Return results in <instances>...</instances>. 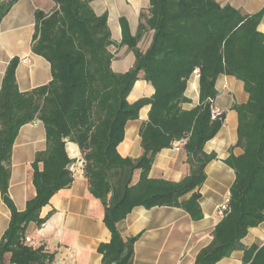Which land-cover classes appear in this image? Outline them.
<instances>
[{"label": "trees", "instance_id": "1", "mask_svg": "<svg viewBox=\"0 0 264 264\" xmlns=\"http://www.w3.org/2000/svg\"><path fill=\"white\" fill-rule=\"evenodd\" d=\"M19 0L0 2V26ZM58 9L36 12L34 54L46 59L52 81L30 92L18 88L13 59L0 90V192L11 212L9 227L0 240V261L10 255L11 264H53L55 256L25 241L31 223L42 225L41 211L56 193L73 183L66 141L79 146L90 193L105 207L104 223L111 240L98 246L102 264H134L139 236L125 239L118 225L137 207L151 210L172 207L184 210L193 221L204 213L199 189L207 165L216 160L205 145L220 132L224 116L212 120L211 108L218 96L220 75L244 83L246 105L235 106L241 156L226 164L236 172L230 190V210L213 231L211 244L195 264H217L235 251H244V264H264V246L246 249L242 241L251 228L264 221V34L259 26L264 9L254 15L224 6L217 0H149V14H141L140 34L133 37L127 19L121 18L122 45L135 55L125 74L112 70V35L108 16H97L92 0H52ZM154 31L145 53L138 49L144 28ZM199 70V105L184 111L185 93L194 71ZM142 76V78H141ZM143 79L155 93L129 103L137 82ZM150 106L141 129L143 154L124 158L118 147L126 125L140 119ZM35 121L45 125L47 148L36 155L33 184L36 196L20 212L10 196L12 152L22 127ZM186 139L190 173L180 182L150 177L157 155ZM40 165L43 166L40 169ZM140 179L134 184V175ZM190 198L181 201L185 196Z\"/></svg>", "mask_w": 264, "mask_h": 264}, {"label": "crops", "instance_id": "2", "mask_svg": "<svg viewBox=\"0 0 264 264\" xmlns=\"http://www.w3.org/2000/svg\"><path fill=\"white\" fill-rule=\"evenodd\" d=\"M6 0H0L3 2ZM222 7L231 6L244 15H254L264 9V0H217ZM91 6L97 16H108L113 46L112 70L125 74L135 64L134 53L122 43L120 19L125 18L133 37L140 34L141 14H149V0H92ZM58 9L52 0H19L11 8L0 26V90L9 63L19 59L16 71L18 88L22 93L48 85L52 77L50 63L34 54L33 38L36 31V12L51 14ZM264 34V18L259 26ZM154 31L144 28L138 49L145 53L149 48ZM142 78V76H141ZM218 96L214 106L224 116L223 126L215 138L210 140L204 151L217 156L206 167L207 179L199 189L200 204L204 213L201 221H193L182 209L156 207L147 210L135 208L118 225L125 238L139 236L135 245L134 264H195L198 254L213 240V231L222 217L218 208L230 197V190L236 179V172L226 160L231 156H241L244 149L238 144V114L235 106L246 105L249 95L244 83L231 76L220 75L216 82ZM154 88L140 79L129 97L133 104L143 98H151ZM188 102L182 104L184 111H191L199 105V78L192 77L185 93ZM150 106L141 111L140 119L126 125L124 141L118 151L124 158L138 159L143 154L141 129L148 121ZM47 148L46 128L43 122L35 121L20 130L12 152V172L10 196L20 212L25 211L27 202L36 196L33 184V163L39 152ZM66 150L71 160L84 159L79 146L66 141ZM43 166L40 165V169ZM84 168L73 175V183L59 191L41 211L42 225L31 223L26 237L33 241V248L43 247L55 256L53 264H102V256L97 248L111 240V233L104 223L105 207L89 190V182ZM190 173L188 156L184 151L169 148L160 152L153 164L150 177L180 182ZM140 179V171L134 175V184ZM190 195L181 201L188 200ZM11 212L4 204L0 192V240L9 227ZM246 249L264 246V221L251 228L242 241ZM69 250L75 251L76 262L69 260ZM244 251H235L217 264H244ZM0 264L1 261H0ZM3 264L10 263V255H5Z\"/></svg>", "mask_w": 264, "mask_h": 264}, {"label": "built area", "instance_id": "3", "mask_svg": "<svg viewBox=\"0 0 264 264\" xmlns=\"http://www.w3.org/2000/svg\"><path fill=\"white\" fill-rule=\"evenodd\" d=\"M193 77H197L199 78L200 77V72L199 70H195L194 71V74H193ZM223 116V113L220 109L216 108L215 106H213L211 108V118L212 120H217V119H221ZM187 143V140L186 139H183V140H180V141H175L173 143V148L176 149V150H181ZM84 165H85V162H84V159H79L77 162H73L70 166V171L72 172V174H76L77 171L79 169H83L84 168ZM229 204H230V197H228L224 203L218 208V213L219 215L223 218L230 210V207H229ZM25 241L28 245H33V241L31 238L29 237H26L25 238ZM76 254H75V251L73 250H69V260L71 263H75L76 262Z\"/></svg>", "mask_w": 264, "mask_h": 264}]
</instances>
